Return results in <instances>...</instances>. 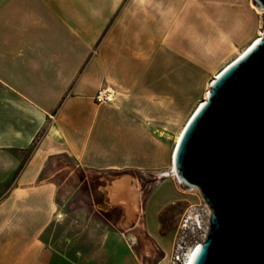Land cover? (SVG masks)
<instances>
[{
  "label": "crops",
  "instance_id": "crops-1",
  "mask_svg": "<svg viewBox=\"0 0 264 264\" xmlns=\"http://www.w3.org/2000/svg\"><path fill=\"white\" fill-rule=\"evenodd\" d=\"M175 4L0 0V264H91L77 255L112 251L109 240L122 235L111 229L115 210L124 221L138 216L137 203H130L135 171L158 173L140 208L147 235L160 243L155 220L187 200L166 175L171 167L148 114L161 98L157 84L171 72L164 59H179L172 40L178 32L164 40ZM100 88L112 90L114 100L96 105ZM65 159L72 165L44 176ZM80 172L97 180L79 178ZM84 198L92 215L81 209ZM73 207L78 212L71 214ZM93 216L98 224L78 223ZM68 221L104 232L87 248L92 242L80 233L56 236Z\"/></svg>",
  "mask_w": 264,
  "mask_h": 264
},
{
  "label": "water",
  "instance_id": "water-1",
  "mask_svg": "<svg viewBox=\"0 0 264 264\" xmlns=\"http://www.w3.org/2000/svg\"><path fill=\"white\" fill-rule=\"evenodd\" d=\"M261 36L211 81L174 147L183 191L208 206V231L190 264H264V0Z\"/></svg>",
  "mask_w": 264,
  "mask_h": 264
},
{
  "label": "rangeland",
  "instance_id": "rangeland-1",
  "mask_svg": "<svg viewBox=\"0 0 264 264\" xmlns=\"http://www.w3.org/2000/svg\"><path fill=\"white\" fill-rule=\"evenodd\" d=\"M173 1L178 11L170 14L172 24H169L170 32L165 33L164 40L170 37L172 30L173 34L178 32L172 40L176 48H179V59L177 63L164 59L162 66L164 71L171 70V72L162 78V83L157 84V91H162V94L158 96L161 98H158L155 107L148 109V114L153 116L151 131L156 137L162 139L163 152L170 167L175 142L189 116L204 100L215 74L261 36L262 16V13L252 5V0ZM184 17L187 19L185 20ZM183 19L185 24H180ZM71 165L70 159L61 160L55 164V167H47L44 176L48 178L53 175L59 166L62 169ZM69 172L68 169L63 170L55 178H62ZM156 172L154 170L130 172L132 179L138 181V187L130 190V203L133 207L137 203L138 216L136 220L124 221L121 220L119 212L115 210L116 219L111 222L113 225L111 229L122 235L121 237L116 235L109 240V248L112 251L108 253L86 252L77 257L84 262L89 260L91 264H167L171 243L181 214L188 204L199 203L202 199L196 190L184 191L187 196L186 201L164 208L154 222L161 241L160 243L153 241L143 226L140 206L143 205L147 195L157 187L153 186L158 181L157 178L154 179V175L158 174ZM77 175L89 181L97 180L88 172H80ZM117 175V173L111 174V177ZM71 187L66 189V195L72 191ZM83 203L81 209L92 215L87 198L83 199ZM74 211L77 210L73 207L70 210L71 214ZM91 219L90 222L78 223L98 224L94 216ZM56 232V236L80 233L84 241L92 242V245L87 248H92L104 231L101 228L80 229L74 227L73 222L68 221Z\"/></svg>",
  "mask_w": 264,
  "mask_h": 264
},
{
  "label": "built area",
  "instance_id": "built-area-1",
  "mask_svg": "<svg viewBox=\"0 0 264 264\" xmlns=\"http://www.w3.org/2000/svg\"><path fill=\"white\" fill-rule=\"evenodd\" d=\"M113 100L114 92L108 88H100L93 97L96 105ZM166 174L175 179L172 169ZM209 216L210 210L203 201L186 206L177 224L167 264H190L196 249L206 238Z\"/></svg>",
  "mask_w": 264,
  "mask_h": 264
},
{
  "label": "bare ground",
  "instance_id": "bare-ground-1",
  "mask_svg": "<svg viewBox=\"0 0 264 264\" xmlns=\"http://www.w3.org/2000/svg\"><path fill=\"white\" fill-rule=\"evenodd\" d=\"M259 38H260V36H259L257 39H255V40H258ZM255 40H254V41H255ZM254 41H253V42H254ZM248 46H249V45H248ZM248 46H247L246 48H248ZM246 48H245L243 51H241V53H240L238 56H240V55L246 50ZM238 56H237V57H238ZM237 57H235V59H236ZM233 60H234V59H233ZM233 60H232V61H233ZM232 61H230L228 64H230ZM228 64H227V65H228ZM227 65H226V66H227ZM226 66H224V67H226ZM224 67H223V68H224ZM223 68H222V69H223ZM222 69H221V70H222ZM221 70H220V71H221ZM220 71H219V72H220ZM219 72L215 74L214 78L219 74ZM201 103H202V101L197 105V107H198ZM197 107H195V109H196ZM193 112H194V111H193ZM193 112H192V113H193ZM191 115H192V114H191ZM191 115H190V116H191ZM190 116H189V118H190ZM189 118H188V119H189ZM187 121H188V120H187ZM183 128H184V127H183ZM183 128H182L181 132L179 133V135H178V137H177V140H176L175 144H177V142H178V140H179V138H180V135H181V133H182V131H183ZM171 169H172V168H171ZM166 175H168V174H166ZM117 182H118V181H117ZM120 182H121V181H120ZM115 183H116V182H115ZM115 183H113V184H115ZM121 183H122V182H121ZM126 183H128V182H126ZM120 187H121V186H120ZM123 187H124V186H123ZM126 187H127V185H126ZM112 188H113V189H112L113 192H115V191L117 190L115 185H114ZM118 190H119V189H118ZM124 190H125V189H124ZM123 192H124V191H123ZM109 196H110V195H109ZM116 197H117V196H116ZM118 198H119V197H118ZM125 198H126V197H125ZM124 200H125V199H124Z\"/></svg>",
  "mask_w": 264,
  "mask_h": 264
}]
</instances>
